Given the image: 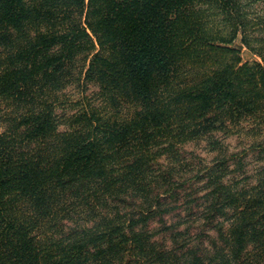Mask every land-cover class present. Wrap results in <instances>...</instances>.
Listing matches in <instances>:
<instances>
[{
    "label": "trees",
    "instance_id": "16d2710c",
    "mask_svg": "<svg viewBox=\"0 0 264 264\" xmlns=\"http://www.w3.org/2000/svg\"><path fill=\"white\" fill-rule=\"evenodd\" d=\"M243 121L264 0H0V264H264V167L216 134Z\"/></svg>",
    "mask_w": 264,
    "mask_h": 264
},
{
    "label": "rangeland",
    "instance_id": "374dc122",
    "mask_svg": "<svg viewBox=\"0 0 264 264\" xmlns=\"http://www.w3.org/2000/svg\"><path fill=\"white\" fill-rule=\"evenodd\" d=\"M234 46L240 51V56L244 62H253L255 60H260L251 50H249L241 41L239 37ZM96 87L90 86L86 92L87 95H91L93 91H96ZM68 92L71 93L73 98H77L80 96V91L78 88L70 87ZM242 128H236L232 132L223 135L222 133H216L222 139L224 147L221 149L229 153H242L244 158V168L243 171L245 174L237 173L236 175H248L254 176L259 169L264 167V153H260V147L257 146L259 143L264 145L263 138H264V126L262 130L258 129L257 131H249L252 123L250 121H243ZM219 150L209 149L206 146V142H191L184 146L183 155L186 157L190 164L192 165H206L211 163L214 158L218 155ZM243 177V176H242ZM254 179H249V181ZM173 214L168 215L169 223L175 221L177 217ZM158 223L155 222L152 224L153 227H158ZM186 228L183 225L180 229ZM202 229L201 223H193L190 230L192 234L199 233ZM208 236H204L203 239L205 240V244L208 245L210 241V237L216 235L215 230L206 231ZM166 235L165 242L169 244V235L161 234L156 236V239L159 241H163V236Z\"/></svg>",
    "mask_w": 264,
    "mask_h": 264
}]
</instances>
